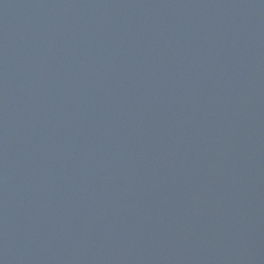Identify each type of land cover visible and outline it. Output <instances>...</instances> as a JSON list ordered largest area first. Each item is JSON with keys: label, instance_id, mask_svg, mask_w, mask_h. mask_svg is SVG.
Segmentation results:
<instances>
[{"label": "water", "instance_id": "1", "mask_svg": "<svg viewBox=\"0 0 264 264\" xmlns=\"http://www.w3.org/2000/svg\"><path fill=\"white\" fill-rule=\"evenodd\" d=\"M0 264H264V0H0Z\"/></svg>", "mask_w": 264, "mask_h": 264}]
</instances>
